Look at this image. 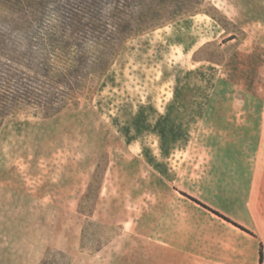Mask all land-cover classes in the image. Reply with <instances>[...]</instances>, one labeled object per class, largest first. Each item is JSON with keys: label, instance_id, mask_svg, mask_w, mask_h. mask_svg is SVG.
<instances>
[{"label": "rangeland", "instance_id": "obj_1", "mask_svg": "<svg viewBox=\"0 0 264 264\" xmlns=\"http://www.w3.org/2000/svg\"><path fill=\"white\" fill-rule=\"evenodd\" d=\"M258 138L264 0H204L127 39L78 106L5 120L0 264H39L47 251L69 264H155L157 240L189 211L179 192L235 171L240 145Z\"/></svg>", "mask_w": 264, "mask_h": 264}, {"label": "trees", "instance_id": "obj_2", "mask_svg": "<svg viewBox=\"0 0 264 264\" xmlns=\"http://www.w3.org/2000/svg\"><path fill=\"white\" fill-rule=\"evenodd\" d=\"M203 1L0 0V131L18 112L48 119L78 106L79 97L103 75L127 39L192 14ZM233 39L234 33L223 42ZM84 197L90 200L89 194ZM39 264L69 260L62 251H47Z\"/></svg>", "mask_w": 264, "mask_h": 264}, {"label": "crops", "instance_id": "obj_3", "mask_svg": "<svg viewBox=\"0 0 264 264\" xmlns=\"http://www.w3.org/2000/svg\"><path fill=\"white\" fill-rule=\"evenodd\" d=\"M239 148L236 156L242 162L235 171L204 174L193 189L181 192L248 232L182 195L190 202L189 211L184 219L172 218L169 233L157 240L164 250L156 253L155 264H259L264 250V138Z\"/></svg>", "mask_w": 264, "mask_h": 264}, {"label": "built area", "instance_id": "obj_4", "mask_svg": "<svg viewBox=\"0 0 264 264\" xmlns=\"http://www.w3.org/2000/svg\"><path fill=\"white\" fill-rule=\"evenodd\" d=\"M261 264H264V250L261 253Z\"/></svg>", "mask_w": 264, "mask_h": 264}]
</instances>
